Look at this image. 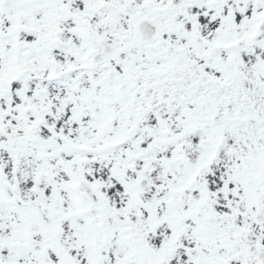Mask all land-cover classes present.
Listing matches in <instances>:
<instances>
[{
	"label": "snow or ice",
	"instance_id": "snow-or-ice-1",
	"mask_svg": "<svg viewBox=\"0 0 264 264\" xmlns=\"http://www.w3.org/2000/svg\"><path fill=\"white\" fill-rule=\"evenodd\" d=\"M0 264H264V0H0Z\"/></svg>",
	"mask_w": 264,
	"mask_h": 264
}]
</instances>
